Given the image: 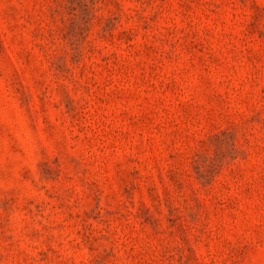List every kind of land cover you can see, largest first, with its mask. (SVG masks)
Masks as SVG:
<instances>
[{"label": "rangeland", "instance_id": "1", "mask_svg": "<svg viewBox=\"0 0 264 264\" xmlns=\"http://www.w3.org/2000/svg\"><path fill=\"white\" fill-rule=\"evenodd\" d=\"M0 264H264V0H0Z\"/></svg>", "mask_w": 264, "mask_h": 264}]
</instances>
